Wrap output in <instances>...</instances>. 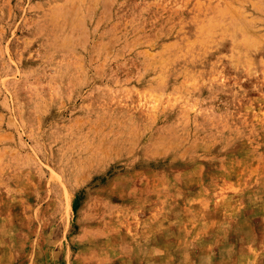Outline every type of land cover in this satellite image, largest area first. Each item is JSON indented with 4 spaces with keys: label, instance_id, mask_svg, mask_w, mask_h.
Returning a JSON list of instances; mask_svg holds the SVG:
<instances>
[{
    "label": "rangeland",
    "instance_id": "374dc122",
    "mask_svg": "<svg viewBox=\"0 0 264 264\" xmlns=\"http://www.w3.org/2000/svg\"><path fill=\"white\" fill-rule=\"evenodd\" d=\"M0 264H264V0H0Z\"/></svg>",
    "mask_w": 264,
    "mask_h": 264
}]
</instances>
